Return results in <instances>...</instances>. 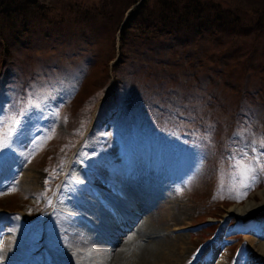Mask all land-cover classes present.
I'll return each instance as SVG.
<instances>
[{"label":"rangeland","instance_id":"1","mask_svg":"<svg viewBox=\"0 0 264 264\" xmlns=\"http://www.w3.org/2000/svg\"><path fill=\"white\" fill-rule=\"evenodd\" d=\"M203 1L242 25L264 14L262 0ZM5 2L33 12L0 28V264H76L82 251L99 264L94 244L121 237L101 209L133 233L141 218L123 200L141 189L142 215L164 201L174 213L157 219L171 239L158 264H264V213L231 209L263 200L264 172L243 189L237 161L264 164V36L130 31L122 49L130 0Z\"/></svg>","mask_w":264,"mask_h":264},{"label":"trees","instance_id":"2","mask_svg":"<svg viewBox=\"0 0 264 264\" xmlns=\"http://www.w3.org/2000/svg\"><path fill=\"white\" fill-rule=\"evenodd\" d=\"M262 3L264 4V0H262ZM4 4L5 6L3 7ZM8 5L9 4L6 3L5 0H0V20L2 19V26H0V28L2 29L7 30L14 26L17 27L16 24L18 22H21V24L26 23L25 19L28 17L27 12H33L31 9H28V11L27 9L18 8L16 12H14L13 9L14 13H12V8L7 7ZM212 5L203 0H158L157 2L154 1L153 4H150L149 0H130L124 11V15L130 8L133 10L128 13L126 22L120 30L121 48L124 49L129 43V38L126 34L130 31L140 32V34L144 36V39H148L151 35L154 36L155 32L160 34L161 32L164 33V31L168 34V38L173 35L179 36L183 30L182 32L186 33L185 36L187 38L193 37L195 39L196 37L198 40L197 37H205L208 40H220L222 29L227 27L225 33L228 32L226 37H229V40L238 37L245 38V35L255 37L264 36V14L262 16H257L259 14L252 11L253 20L250 24L251 26L248 24L242 25V15L227 11H223L219 15H213L212 13L215 5ZM104 8L105 10L108 9L106 7ZM124 21L123 19V22ZM208 35H210V37H208ZM162 40H164V37ZM247 51H249L250 54L253 53V50L244 49L242 51L244 57ZM121 52L123 55V51ZM246 70H258V68H256L255 63H251L246 65Z\"/></svg>","mask_w":264,"mask_h":264},{"label":"bare ground","instance_id":"3","mask_svg":"<svg viewBox=\"0 0 264 264\" xmlns=\"http://www.w3.org/2000/svg\"><path fill=\"white\" fill-rule=\"evenodd\" d=\"M36 176L29 173L27 177V183L33 184L35 186ZM80 182H87V178L82 174L78 179ZM147 191H143V189L136 191L134 193H130V196L127 197L126 200H123L125 203H129V206H133V210H135L138 218L140 217V221L137 222V225L133 229V233L125 235V228L120 229V226L117 225L119 218V210L115 209V213L113 215H109V213L102 208L100 211L101 218H104L105 224L109 227H115V231L117 230L121 236L119 238V245L114 249H105L102 246L101 241L99 243L94 244V249L96 251L91 252V256L98 257L101 259V264H158L161 260V255L168 250L169 243L171 239L167 235L163 236L165 227V220L157 222V219L160 216L166 217L168 220L174 219V213H172V208L166 205L167 202H156L157 197L153 200L156 202V211L151 210L147 215H142L145 213V209L148 206L142 205L140 202H144L142 199L151 200V195L146 193ZM263 200L261 203H255V201H248L246 204L242 206H235L232 209V212L239 216L240 218L245 217L249 214H253L254 212L264 213V188L262 190ZM142 198V199H141ZM70 210L68 213H72ZM147 213V212H146ZM144 216V217H143ZM143 217V218H142ZM120 222V221H119ZM136 222V221H135ZM154 223H156L154 225ZM125 235V237H124ZM149 239L146 242L145 239ZM179 240V238H178ZM97 247V248H96ZM88 255L87 251H82V256L78 255L76 258V264H83L85 261V257ZM99 263V264H100Z\"/></svg>","mask_w":264,"mask_h":264},{"label":"snow or ice","instance_id":"4","mask_svg":"<svg viewBox=\"0 0 264 264\" xmlns=\"http://www.w3.org/2000/svg\"><path fill=\"white\" fill-rule=\"evenodd\" d=\"M5 146V143L3 141H0V148H3ZM259 159V157H256L257 164L255 166H253L251 162L246 164L244 160L237 161L238 170L243 176V181L241 184V187L243 189H250L254 186V183L257 180V169H259L260 172H264V164H260ZM241 195H246V191L242 192Z\"/></svg>","mask_w":264,"mask_h":264}]
</instances>
